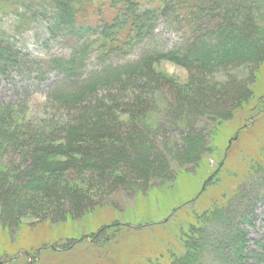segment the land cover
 Listing matches in <instances>:
<instances>
[{
  "label": "rangeland",
  "instance_id": "rangeland-1",
  "mask_svg": "<svg viewBox=\"0 0 264 264\" xmlns=\"http://www.w3.org/2000/svg\"><path fill=\"white\" fill-rule=\"evenodd\" d=\"M96 1L95 12L87 0L71 5L87 6L89 14L70 29L55 26L46 0H0V44L20 60L0 72V131L5 139L9 132L28 139L7 154L0 150V161L12 157L21 172L7 174L16 184L0 198V264H188L192 239L198 245L192 264H264V0H199L217 4L213 21L219 19L224 33L194 41L176 22L180 13L163 11L161 0ZM253 1L260 8L256 25L246 21L245 6ZM101 22L107 27L99 35ZM87 37L115 48L105 64L91 53L77 76L59 72L58 59ZM189 40L194 54L219 46L234 52L204 69L154 57L121 80L66 98L102 65L135 63ZM94 105L95 121L88 112ZM184 106L199 113L188 120ZM80 123L88 129L73 130ZM134 124L146 138L135 141ZM60 125L63 133L72 128L74 139L49 135ZM31 131L35 138L26 134ZM115 149L120 158H111ZM79 159L84 164L77 167ZM51 170H64L63 186L74 193L24 190L28 178ZM237 231L245 238L233 258Z\"/></svg>",
  "mask_w": 264,
  "mask_h": 264
},
{
  "label": "trees",
  "instance_id": "trees-1",
  "mask_svg": "<svg viewBox=\"0 0 264 264\" xmlns=\"http://www.w3.org/2000/svg\"><path fill=\"white\" fill-rule=\"evenodd\" d=\"M15 1H17V2H23L24 1L25 2V0H15ZM46 1L49 3L50 8L54 11L55 26L57 28H59L61 26V27H66V28H70V29L76 28V26L73 27L76 19H78L81 16H88L89 13L85 11V8L87 6H88L87 8H91L90 10L95 12L94 3L97 4L96 0H93L94 2L91 0H87V2L89 4H87V2H84V4H87V6L84 5L85 7H83V8L80 7L77 9H72L73 4H75L77 1L82 2L83 0H46ZM161 1L162 2H161L160 7L163 11L166 12L169 10L173 13H176L178 11L180 13L177 15V17H179L180 20L177 19L176 22L185 32L188 33L189 39L192 38L194 41V39H197L199 37H204V35L207 34V32L210 35L217 33V32L224 33V31H221L222 26H221V23L219 22V19L216 21H213L214 18L217 17V15L219 14V10H220V8L217 6V4H216V6L210 5L208 7V5H206L203 1H199V0H161ZM31 3H32V1H31ZM61 4H70V6L63 7V6H61ZM111 4H112L111 8L113 9L115 2H112ZM255 4H256V1H253V3H249L248 5L245 6L246 11H247L246 21L248 24L253 22L254 25H256V23H258L257 20L258 19L261 20V18H259V16H258V19L254 17L255 14L258 13V10H260V8L258 6H256ZM235 6L239 7V9H240V5L238 6V4H235ZM100 10H101V13L106 12L104 9H100ZM207 10H209V12L206 15ZM65 14H68L69 17H66ZM60 15L62 16V18L59 17ZM258 15H259V13H258ZM202 22H204L205 24L211 25V30L207 31L206 29H204L205 27L201 26ZM81 27H83V26L80 25V28ZM105 27H107L105 22H101L98 24L97 32L99 33V35L102 32H104ZM135 27L136 28L134 29V32L136 33V35L141 33V31H140L141 26H135ZM139 27H140V29H138ZM91 28H92V26H89V29H91ZM151 28H152V24L151 23L147 24L146 28H145L146 33H148L151 30ZM261 30L264 31V27H262ZM73 36H74V34H73ZM73 36H70V38H74ZM82 39H78V40L76 39V41H74L76 46L72 50L71 55L65 60L64 59H62V60L58 59L59 64H57V66H55V68L59 72L65 74L68 77L69 76H77V70L81 69L84 61L86 60V58L89 54L96 53L98 59L101 60V63L105 64V60L109 57L108 56L109 52L112 51L113 49H115V48H112L111 46L107 47L109 43H105L102 40L97 39V37L94 39H89L87 37V39H84L83 42H82ZM189 42H190V40L187 42H184L180 46L176 47L175 49H173L167 53H152V54L145 55L142 58L138 59L135 63H128V64H124L121 66H114L112 64H108V67L106 69L102 65V67L91 71L90 73L86 74L81 79L80 88L77 87L76 91H73L70 93L66 92L67 93L66 98L71 99L72 101H75L76 99H80L85 93L93 90V88H96L99 85H103L105 83H109L112 81L121 80V78L126 77L128 75V73L133 68L138 69L139 67H141L143 65V63L146 62L147 59L151 60L154 57L167 58V60H169L175 64H178L180 66H183V67L195 66V67H198L199 69H202V68L204 69L207 64L214 63L218 59L226 56L227 53H233L234 52V51H229L228 48H226V47L219 46L216 48H209V50L207 49L203 53L194 54L192 52L195 48L194 47L195 43L191 44V42L190 43ZM124 48H125V46H124ZM116 50H118V49H116ZM235 51H237V49H235ZM16 54L19 56V52L15 51L11 46H3L2 44H0V64H1L0 72L4 71V69H6L8 67L18 65V62L20 63L19 58L15 59ZM150 56H152V57H150ZM4 60H6V61H4ZM79 76H81V75H79ZM94 106L95 107L90 108V110H88V112L93 115V119L95 121L96 119L99 118L100 111L97 112L96 109L98 108V106H96V105H94ZM184 108L186 110H190V112H187L189 115L184 116V117L188 118V120L192 119L195 114L199 113L197 110H195L193 108L190 109V108L185 107V106H184ZM169 111H172V110L168 109L167 112L169 113ZM141 120L142 119H140V121ZM90 121H92V120H90ZM147 122H149V121H147ZM134 125L137 128H139V131H137V130L134 131L135 132L134 136L136 137L135 141L138 142L139 140L146 138V134H145L146 131L144 132L145 129H142L144 127H142L141 124L140 125L142 128L136 124H134ZM187 126H186V129H187ZM82 127L88 129L87 126H84L83 123H80L78 125L74 124L72 128H73V130L79 129V130L86 131ZM146 127H147L146 130L149 131V134H152V131H154V130L152 129L151 124L149 123L148 126H146ZM72 128H70V129L68 128L69 130H67L65 133H63L66 130V128H64L60 125L57 127V129L54 128V130L51 132L52 134L50 133L49 135L52 136L54 134L52 137H56V138L59 137L60 138L59 141H63V142L67 143L70 139H72V138L74 139V137L76 135V134L72 135V138H71V136H69L70 132L73 133L72 132L73 130L71 131ZM21 132L24 133L25 131H21ZM42 132L43 133L41 136H44L45 133H44V131H42ZM60 132H62V134L59 135ZM26 134L31 139L35 138L37 136V135L33 134L32 131L29 132V134L28 133H26ZM4 135H6L5 132L0 131V150L5 151V154H7L6 153L7 150H10L15 144L19 145L21 147V146L25 145L27 143V140H28V139L23 140V135L20 132H17V133L9 132L7 134L8 139H5V137H3ZM21 136H22V138H21ZM46 137H50V136L47 135ZM14 138H16V140ZM139 146H140V144H139ZM162 146H163L162 148L164 150L166 148V145H162ZM172 147H173V145H172ZM135 149H136V146H135ZM163 150H160V153H159L161 158H164V155H162V153H161V151H163ZM120 153H121V151L118 149L113 150L110 153L111 158H113V159L120 158ZM49 155H52V154H49ZM84 155L86 156V154H84ZM6 158H8V157H6ZM8 159H9L8 162L0 161V198H2L5 195V192L7 191L6 189L8 188L9 185L14 186L16 184L13 181H11V179H5L7 174H11V175L16 174L18 176L21 174L20 170L15 168L14 159L12 157H10ZM21 159H23V157L20 158V160ZM162 160H165V158ZM133 161L138 162L139 159L137 157H135ZM73 162H75L77 167L79 165L82 166L84 164V162L80 161V159H79V161L73 160ZM89 163H90V165L88 164L89 168L92 169L93 165H95V163L94 162H89ZM29 164H30L31 169L35 167L34 166L35 163L30 162ZM56 165L57 164H55V167H56ZM41 169H44V168L41 167L39 170H41ZM63 171L64 170H62V171L60 170L59 172L51 170L49 172L50 174L46 173L45 175H42L44 172H39L38 174H36L35 178L34 177L28 178L29 183H26L24 185V187H25L24 190L30 191L32 193L38 192L37 194H44V193H47L48 191H53L54 188H57L59 191L61 190V192H63V190H64V193L65 192L68 193V194L62 195V196H67V195L69 196L74 192H72L73 190H69V191L65 190L66 189L65 186H63V184H65V183L60 179V176L62 175L61 172H63ZM96 182L98 185L103 183L101 181H96ZM51 184H52V186H51ZM97 184H95V185H97ZM89 186H92V185H89ZM75 190L82 192L84 194H87L82 189H75ZM23 195H26V193H24V192L20 193L21 197H23ZM237 233L238 234H236L234 237L235 242H236L234 250H233L234 252L231 255L233 258H236L237 256H239V254H241L240 252H242L241 248L243 245L242 239L244 240V238H245L243 235L244 233L242 231L241 232L237 231ZM198 236H199V234H198ZM193 240H195V239H192V241L189 240V245L190 246L192 245L191 246L192 251L190 249L185 254V260L188 262V264L194 263L197 259L195 254H194V251H195V253H196V251H198V245H197V248H195L194 247L195 242L193 243Z\"/></svg>",
  "mask_w": 264,
  "mask_h": 264
}]
</instances>
